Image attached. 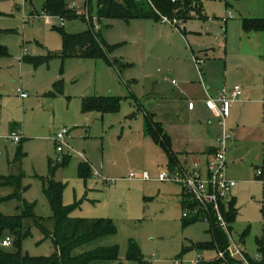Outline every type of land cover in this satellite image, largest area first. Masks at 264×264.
<instances>
[{"label":"rangeland","instance_id":"1","mask_svg":"<svg viewBox=\"0 0 264 264\" xmlns=\"http://www.w3.org/2000/svg\"><path fill=\"white\" fill-rule=\"evenodd\" d=\"M63 1L76 17L61 23L63 19L57 17L46 21V0H0V46L9 54L0 59V176H23L27 188L23 200L34 204L41 225L53 232L44 184L50 179V164L57 167L69 156L52 176L64 187L62 205L74 206L73 219L105 220L114 227V233L72 251V256H79L99 249L117 250L116 261L92 264H139L127 259L131 241L144 264H191L197 258L200 264H227L218 259L216 249L192 248L212 241L209 227L202 222L186 225L181 217V188L154 181L168 169V162L164 151L145 134L144 116H155L154 121L161 122L178 150H197L201 127L211 116L202 105L191 114L186 112L187 103L201 95L196 89L203 81L198 72L203 65H196L194 57L206 62L205 51L210 57L237 51L240 34V52L261 49L260 39L248 42L241 24L244 19L264 18V0H201L203 19L184 23L167 19L181 30L184 26L185 35L162 23L163 18L159 23H100L98 0ZM60 28L66 34L101 30L105 44L114 47L108 60L124 67L120 71L104 60L57 58L62 51ZM36 60L43 63L34 66ZM55 85L61 93L52 96ZM17 90L27 97L21 99ZM90 97L118 98L119 109L107 114L84 113L82 102ZM168 99L185 103H167ZM61 128H67L70 135L63 153H57L52 137ZM12 133L20 136L19 144L8 139ZM85 164L91 175L83 180L78 169ZM256 166L262 168L259 162L253 163L252 156H228L226 175L236 183L232 195L237 209L230 237L245 259L264 263V252L258 246V242L264 246V175L256 177ZM131 173L137 177L147 173L150 181L130 178ZM11 192L0 188V213L5 216L20 212V203L2 201ZM21 251L32 258H46L55 247L30 224Z\"/></svg>","mask_w":264,"mask_h":264},{"label":"trees","instance_id":"2","mask_svg":"<svg viewBox=\"0 0 264 264\" xmlns=\"http://www.w3.org/2000/svg\"><path fill=\"white\" fill-rule=\"evenodd\" d=\"M44 13L64 20L75 19L76 15L70 14L67 5L63 0H46ZM92 8L87 6V13L91 20ZM191 11H198L201 18V0H98L97 17L101 23L103 20H119L130 22L133 20H149L159 23L162 18L177 19L185 22L189 19ZM85 22L84 20H81ZM59 31L62 43V51L57 58L65 60L68 58L104 60L109 65H113L121 71L124 66L118 64V61L112 63L108 56L113 52L114 47L105 44L101 30L94 31L88 28L85 32L79 34H66L62 29ZM242 30L245 33L264 32V19H244L242 21ZM9 56L5 47L0 46V59ZM26 60V59H25ZM34 66L43 63L41 60L32 62ZM118 65V66H117ZM61 91L55 85V90L50 95L55 96ZM120 100L114 97H90L82 102V112H98L100 114L114 113L118 111ZM145 134L148 135L166 154L168 165H176L177 156L172 152L171 142L168 136L162 130L160 123L154 121L151 115L144 116ZM20 143V142H19ZM18 143V144H19ZM19 154L17 159L19 161ZM69 160V156H64L62 162L57 167L50 164V179L44 184L43 192L49 202L54 222L53 232H48L42 225L41 219L34 214V204L27 203L22 196L27 191L23 186V176L10 175L8 177L0 176V188H10L11 194L3 202L16 201L21 204L17 207L19 214L5 216L0 213V244L9 237L12 240L11 250L0 246V264H92L95 261H116L117 250L115 248L99 249L84 255L72 256V251L88 242L99 237L114 233V227L110 221L80 220L71 218L70 214L74 206L66 207L62 205L63 185L55 182L52 176L57 168L64 167ZM264 169V165L262 167ZM78 175L86 180L91 175L89 166L81 165L78 169ZM237 210L234 209V201L230 203V210L227 214V221L231 225L234 223ZM186 225L195 222H186ZM30 224L37 226L44 238H49L55 247V252L46 258H32L24 255L21 251L22 241L30 235ZM210 230V229H209ZM231 230V227H230ZM212 241L206 244L192 245L195 249H216L225 251L228 247L227 235L219 228L210 230ZM243 239V237H242ZM260 250L264 252L262 242H258ZM127 259L141 262V255L134 242L129 243V252ZM227 264H241L233 259L226 258ZM250 264H264L262 262L248 260Z\"/></svg>","mask_w":264,"mask_h":264},{"label":"crops","instance_id":"3","mask_svg":"<svg viewBox=\"0 0 264 264\" xmlns=\"http://www.w3.org/2000/svg\"><path fill=\"white\" fill-rule=\"evenodd\" d=\"M194 18L203 19L204 16H202V13L201 18L198 14H191L189 15L188 20ZM173 27L177 28L181 33L183 31V35H185L184 26L183 30H181L178 25ZM245 34L247 35L246 38L248 39V42L251 41V39L253 41L260 39L261 49L259 47H254L252 51L244 50L243 52H240V46L241 44H243V39L240 34L237 37V51H232L230 53L224 52L223 57H210L208 55L209 53L205 51L202 55L205 59L208 60L206 62L205 60L194 57L196 65H203L202 68L198 69V72L203 81L201 83V86L197 85L198 89H196L200 91L201 95L197 97L195 101L191 100L193 101V103H197L196 106L194 105L193 110L188 109V104L190 103V101L187 103L186 112L191 114L199 109L201 105L203 106V108H206L205 100L208 96L216 97L220 89H229L236 85H240L243 89V94L240 100L231 106L229 115L226 119V127L228 126L227 129L232 131L234 134V138L229 144L227 150L226 162L228 156L240 154L245 158L252 156L253 163L259 162L261 167H263L264 35L259 36L260 33L257 32ZM256 36H258L259 38H257ZM225 40L227 41V38ZM183 41H187L186 36L185 38H183ZM196 61L201 62L196 63ZM190 85L193 86L195 84L192 82L190 83ZM176 99H168L167 103H185L183 99L181 101L179 100L180 97L178 99L179 101H174ZM210 116L211 118H208L206 125L201 127L200 133L197 137L195 144L198 147L196 148L197 150H178L175 146L172 136H170V133L164 127H162L163 125L161 124V122H158L160 123L164 133L170 139L172 152L177 156L176 165L174 167L168 165L169 169L185 164V162L192 156H200L204 158L206 154L213 151V148L216 146V139L220 132V127L218 126L217 120L214 118L211 112ZM257 169H260L259 166H256V171H259ZM260 170H262V172L264 173L263 168H261ZM263 175L264 174H262L260 177H256L262 178ZM154 181L158 182L157 180ZM231 197L234 201L235 209L236 198L232 195V193Z\"/></svg>","mask_w":264,"mask_h":264},{"label":"built area","instance_id":"4","mask_svg":"<svg viewBox=\"0 0 264 264\" xmlns=\"http://www.w3.org/2000/svg\"><path fill=\"white\" fill-rule=\"evenodd\" d=\"M50 18L54 17L47 16L46 21L49 22ZM60 22L63 23V20H60ZM162 23L175 26L169 23L167 18H163ZM200 62L196 61V63ZM172 83L174 82L172 81ZM18 93L22 99L27 97L26 94L19 90ZM242 94V87L236 85L229 89H220L216 97L208 96L205 100V107L212 113L220 127V132L216 139V146L213 148V151L206 154L204 158L192 156L185 164L172 169L168 168L161 172L156 180L160 183H173L181 188V217L184 221L202 222L210 230L212 228H219L227 233V237H229L228 242H230L225 251L218 250V259L224 261L228 257L239 261L241 264H250L244 258L242 251L232 241L230 237V224L227 221V214L229 213L230 203L232 202L231 193L236 183L229 180L226 175V154L229 144L234 138L233 132L226 127V119L231 106L240 100ZM193 108L194 105L190 102L188 109L193 110ZM69 135L70 132L67 128H61L52 137L57 153H63L64 148L67 147ZM8 139L13 144H18L21 140L20 136L16 133H12ZM93 174L95 176L98 175L97 172ZM262 174V171H256L257 177H260ZM130 178L150 181L147 173H143L139 177L131 173ZM11 243V238L7 237L1 242L0 246L2 248H9ZM174 264L183 263L176 261ZM191 264H200V258L192 261Z\"/></svg>","mask_w":264,"mask_h":264}]
</instances>
